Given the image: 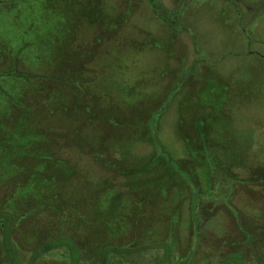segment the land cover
Segmentation results:
<instances>
[{
  "label": "rangeland",
  "instance_id": "374dc122",
  "mask_svg": "<svg viewBox=\"0 0 264 264\" xmlns=\"http://www.w3.org/2000/svg\"><path fill=\"white\" fill-rule=\"evenodd\" d=\"M158 1L161 17L154 0H1L0 51L46 89L39 105L38 77H0V211L17 221L0 264H69L31 259L62 230L76 264L122 236L147 248L114 264H264V0Z\"/></svg>",
  "mask_w": 264,
  "mask_h": 264
},
{
  "label": "trees",
  "instance_id": "16d2710c",
  "mask_svg": "<svg viewBox=\"0 0 264 264\" xmlns=\"http://www.w3.org/2000/svg\"><path fill=\"white\" fill-rule=\"evenodd\" d=\"M155 1V4L153 3V6L154 9L156 10V16L157 17H161L160 15H166L167 14V11L166 10H161L160 9V4H159V1L158 0H154ZM1 2V0H0ZM159 12V13H158ZM158 13V14H157ZM165 23H169L168 21H165ZM10 58H8V56H6V54H4V50L2 49L0 51V64H2L4 62V64H10L12 66L11 69H9L8 71H0V77H6L8 79L10 78H25L26 80L30 81L31 80V77L35 76V77H38L39 78V81L35 84L34 87H31V88H34V91H37L35 92V96L37 97L38 99V104L41 105V101L43 99V92L42 90H45L46 89V85H45V82L43 81V78L45 77L44 74H40V73H32L31 71H27V72H21L20 70H18L17 68V63L16 62H19V58L16 56H9ZM29 87L28 90H30V86H27ZM162 88V87H161ZM33 90V89H31ZM41 90V91H40ZM52 93H56L57 91H51ZM64 103V102H63ZM43 104V102H42ZM68 108L71 109V106H67ZM77 107V106H76ZM74 108V107H73ZM73 110V109H71ZM89 111H86V113H88ZM96 114V113H95ZM90 119V118H89ZM98 120V119H97ZM100 121H105V118H101L99 119ZM56 127V126H55ZM73 128H76L75 126H73ZM67 131H71V130H67ZM72 132H74V129L72 130ZM110 131L108 130V134L105 133V138H110ZM149 136V134H147ZM85 138V137H84ZM95 140V139H94ZM82 141V140H81ZM86 143L84 141H82V143L84 144L85 148H86V151H88V148L91 147L92 149L94 150H106L110 153H112V150H115L113 149L114 148V145L111 144L109 141H104V143L100 144L97 140L94 142L93 146L90 144L91 143V140H85ZM86 144V145H85ZM112 149V150H110ZM36 152H38L36 150ZM90 152V151H89ZM42 153V152H40ZM91 153V152H90ZM48 154H50L52 156V152H48ZM192 180L191 178H189L187 175L184 176L183 175V179H182V185L184 188H186L188 190V193L190 192L191 193V202L189 205V207L191 208V212L192 211H195L196 210V207L198 205V199L199 197L196 198L195 194L192 192V188L189 187L190 184H191ZM193 183V182H192ZM194 184V183H193ZM194 186V185H193ZM191 188V189H190ZM67 202L65 204H63V206L65 205V209L66 211L69 210L70 206H71V203L68 202V199H64L61 198L59 199V202ZM59 204V203H58ZM57 204V205H58ZM35 206H39V208L42 207L41 204H38V205H35ZM34 209V208H33ZM4 211V210H2ZM0 211V226L3 228V238H2V241H3V245H4V248H5V254L6 256H8V254L12 253V246L9 244L8 245V238L10 235V232L12 231V229L9 227L8 224H11L12 223V227L13 225H16V222L15 220H13L12 218V215H10V218L8 217H4L1 215V212ZM8 211H5V215H7ZM194 213V212H193ZM71 214V213H70ZM72 215V214H71ZM60 217V216H59ZM21 220V219H20ZM8 221V222H7ZM7 224V228L9 229H5L4 228V224ZM69 229V228H68ZM63 231V234H60L58 237H54L51 239H49V241L45 242V243H41L39 244L38 246H36L34 249L31 250V259L34 257V260L36 262V259L40 256V255H47V254H51V251L56 249L57 250V253L59 254V258L60 259H63L64 261H69V264H76L75 261L74 263L71 261L72 259H70L71 257V253L75 254L76 252L78 254H80V248H83V245L81 243L78 242V240H76L75 238V234L73 233V231L71 230H68L65 232L64 234V230ZM115 235V234H114ZM122 236V235H121ZM215 237V242L216 240L219 241L220 238H218L217 235H214ZM121 239H125V240H121ZM120 240L122 242H118V241H113L112 243H108V244H98V246L94 247L95 249L94 250H89V252H87L88 254H91L93 257L95 258H98L99 259V264H114L115 261H118V262H124L126 260H130L134 258V256L136 254H140V253H144V248L147 246L143 245V244H133V242H130V241H127V236L126 237H123L121 238ZM70 240H76L75 243L71 244L69 243ZM62 247V250L59 251L58 249ZM159 248V247H163V245L161 243H152L151 245V249H154V248ZM77 254V255H78ZM195 254V253H194ZM53 255H56L57 254H53ZM204 256V255H203ZM10 258H8L9 260V263L10 264H17V261L16 259L9 255ZM206 257V256H204ZM79 258V256H78ZM92 258V257H91ZM115 258V261L112 262L111 259ZM160 258V257H159ZM203 258V257H202ZM194 262L195 264H197V262L200 260L199 257L198 258H194ZM241 259V258H240ZM158 260V259H157ZM156 260V261H157ZM203 260V259H201ZM243 259H241L242 261ZM155 261V263H156ZM212 261V260H211ZM78 262V260H77ZM165 261H163V264H164ZM203 262V261H202ZM158 263L160 264V261H158ZM178 263L180 264V262L178 261ZM242 264V262L239 261V263H235L233 262L232 260H228V261H223L221 260L218 264ZM117 264V263H116Z\"/></svg>",
  "mask_w": 264,
  "mask_h": 264
}]
</instances>
